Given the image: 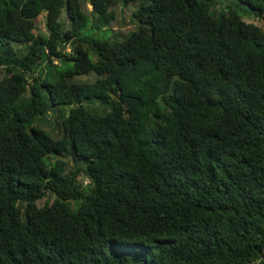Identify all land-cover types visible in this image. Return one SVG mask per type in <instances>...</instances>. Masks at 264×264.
Returning a JSON list of instances; mask_svg holds the SVG:
<instances>
[{
  "label": "trees",
  "instance_id": "obj_1",
  "mask_svg": "<svg viewBox=\"0 0 264 264\" xmlns=\"http://www.w3.org/2000/svg\"><path fill=\"white\" fill-rule=\"evenodd\" d=\"M84 1L0 0V264H264L263 27Z\"/></svg>",
  "mask_w": 264,
  "mask_h": 264
},
{
  "label": "rangeland",
  "instance_id": "obj_2",
  "mask_svg": "<svg viewBox=\"0 0 264 264\" xmlns=\"http://www.w3.org/2000/svg\"><path fill=\"white\" fill-rule=\"evenodd\" d=\"M220 2L219 6L228 4L230 6H232L234 9L238 10L242 15L245 21L247 22H253L258 26L263 27L264 29V23L262 21H260L259 19H254L253 16L249 15L247 13V7L240 5V6H236L234 5V1L233 0H218ZM83 9L85 10V12L87 13V15H89L91 17V10L92 7L91 5L88 3V1H84L83 2ZM137 3L131 4L129 6H122L121 4H119L116 8H115V13H116V17H117V23H114L112 26L115 30H120L122 32H127L131 29L134 28V24L132 21V12L135 10ZM90 19V24L92 23V19ZM44 19L42 17L39 18L38 21V33L40 34H44L46 35V29H45V25H44ZM93 81L94 78H81L79 79V81ZM43 128L52 133L53 135L60 133V127L58 125V120H56V118L54 116H49L48 121H46V123L43 124ZM53 199V197H47L44 200L38 202V206H43L45 205L47 202H51Z\"/></svg>",
  "mask_w": 264,
  "mask_h": 264
}]
</instances>
